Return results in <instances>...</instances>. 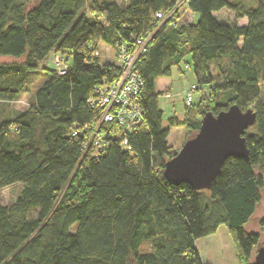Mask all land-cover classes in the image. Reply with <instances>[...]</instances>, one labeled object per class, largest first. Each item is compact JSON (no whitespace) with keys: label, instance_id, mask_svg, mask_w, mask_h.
Returning a JSON list of instances; mask_svg holds the SVG:
<instances>
[{"label":"trees","instance_id":"1","mask_svg":"<svg viewBox=\"0 0 264 264\" xmlns=\"http://www.w3.org/2000/svg\"><path fill=\"white\" fill-rule=\"evenodd\" d=\"M181 1L0 0V58L23 59L0 64V104L18 101L40 70L48 77L27 111L0 117V191L22 185L13 205L0 201V264H205L197 241L222 226L240 263L254 264L264 239L246 226L264 198V0H186L199 22L180 25L177 13L159 28L157 14ZM223 10L234 13L231 24L216 17ZM155 31L135 65L142 124L127 135L100 124L89 101L120 67L101 62L99 45L136 52ZM51 54L67 58V75L41 68ZM173 68L193 71L205 94L170 128L199 132L207 113L232 106L257 116L245 135L249 157L227 160L209 191L164 177L177 153L156 85ZM97 129L105 150L92 143Z\"/></svg>","mask_w":264,"mask_h":264},{"label":"rangeland","instance_id":"2","mask_svg":"<svg viewBox=\"0 0 264 264\" xmlns=\"http://www.w3.org/2000/svg\"><path fill=\"white\" fill-rule=\"evenodd\" d=\"M105 2L109 0H92ZM233 2L243 3L245 5L252 4L254 0H230ZM195 16V18H194ZM216 17L221 22L231 24L234 21V13L228 10H223L222 12L216 14ZM200 17L198 15H193L186 7H183L179 13L178 23L182 24H193L194 21L198 23ZM240 25H245L246 21L242 20L239 22ZM53 58L54 54H51L49 58L41 64V68H48L50 71L53 69ZM99 58L103 64H114L118 65V52L112 46L101 43L99 45ZM23 59H14L9 57L0 58V64H12V63H22ZM69 61L67 62V65ZM70 65V64H69ZM46 72V71H45ZM40 70L38 74L33 76L32 82L27 90L16 102L13 103H2L0 104V117H7L15 112L27 111L30 106V101L34 97L36 91L44 85L48 80L47 74ZM197 84L196 78L193 71H186L184 75H181L178 68L172 69L171 78L160 79L158 81V89L161 93V98L159 99L160 108L164 113V123L165 128L170 129L169 145L177 154L182 150L186 142L193 139L198 132L191 131L186 127L180 126L176 128L169 127V120L176 116L180 120L185 118V100L184 92L192 85ZM171 87L172 94L175 96L174 100L168 101L165 99L163 93L169 92L167 86ZM262 90V101H264V83L261 84ZM183 94V97L179 95ZM205 91H198L193 96V105L198 106L201 102L202 95ZM224 94H219L216 97L218 103H223ZM175 112V113H174ZM249 131H255L252 127ZM22 191V185H15L13 187L6 188L0 191V201L4 206L10 207L15 203L18 196ZM247 233L258 234L264 239V198L257 207L254 217L250 220L249 224L246 226ZM151 248L149 244L143 245L141 248L142 253L150 252ZM198 250L201 258L205 264H241L236 253V248L231 235L226 226L220 227L217 234L209 238H204L198 241Z\"/></svg>","mask_w":264,"mask_h":264},{"label":"water","instance_id":"3","mask_svg":"<svg viewBox=\"0 0 264 264\" xmlns=\"http://www.w3.org/2000/svg\"><path fill=\"white\" fill-rule=\"evenodd\" d=\"M256 122L253 110L242 111L238 106L217 116L207 113L198 134L167 162L165 179L176 186L186 184L194 191L211 190L227 160L249 157L245 135ZM253 262L264 264V241Z\"/></svg>","mask_w":264,"mask_h":264},{"label":"built area","instance_id":"4","mask_svg":"<svg viewBox=\"0 0 264 264\" xmlns=\"http://www.w3.org/2000/svg\"><path fill=\"white\" fill-rule=\"evenodd\" d=\"M186 3V0H182L168 14H157L155 20L159 24V28L171 20L175 14H179ZM156 31L150 34L146 40H137L136 52H128L124 45L119 47V77L111 86L98 90L96 97L89 101L92 108H98L102 111L100 124L117 123L126 135L136 132L142 124L140 98L144 83L138 72H136L135 65L140 55L146 52L147 44ZM67 62L68 60L64 55H54L52 63L58 75L65 76L68 74L70 65H67ZM197 91V86L192 85L184 92L186 106L193 104V96ZM167 97L170 98L169 95ZM92 143L99 150H105L108 147L107 142L99 136L98 129L94 132ZM123 146H128V140L123 141Z\"/></svg>","mask_w":264,"mask_h":264},{"label":"crops","instance_id":"5","mask_svg":"<svg viewBox=\"0 0 264 264\" xmlns=\"http://www.w3.org/2000/svg\"><path fill=\"white\" fill-rule=\"evenodd\" d=\"M215 15H216V14H215ZM194 18H195V16H194ZM194 23H196V22L194 21ZM100 45H101V44H100ZM106 45H107V44H106ZM159 80H160V79H159ZM159 80H158V81H159ZM158 81H157V85H156V87H157V92H160L159 89H158ZM171 86H172V85H170V86L168 85V86H167V89L170 90L169 92L163 93V96L165 95V99L168 100V101L174 100V97H175V96L172 94V92H171V90H172V88H173V87H171ZM168 95L170 96V98L167 97ZM179 96H180V97H183V94H180ZM174 113H175V112H174ZM208 238H209V237H208ZM199 241H200V240H199ZM196 245H197V248H198V241H197V244H196ZM198 251H199V250H198ZM202 260H203V259H202ZM203 262H204V261H203ZM204 263H205V262H204Z\"/></svg>","mask_w":264,"mask_h":264}]
</instances>
